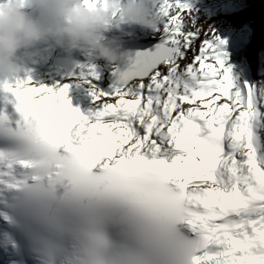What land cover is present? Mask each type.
<instances>
[{
	"label": "snow or ice",
	"instance_id": "snow-or-ice-1",
	"mask_svg": "<svg viewBox=\"0 0 264 264\" xmlns=\"http://www.w3.org/2000/svg\"><path fill=\"white\" fill-rule=\"evenodd\" d=\"M190 8L162 0L99 111L0 86V264H264V81L237 86Z\"/></svg>",
	"mask_w": 264,
	"mask_h": 264
},
{
	"label": "clouds",
	"instance_id": "clouds-1",
	"mask_svg": "<svg viewBox=\"0 0 264 264\" xmlns=\"http://www.w3.org/2000/svg\"><path fill=\"white\" fill-rule=\"evenodd\" d=\"M162 0H0V78L20 79L25 62L51 42L68 54L86 53L116 65L130 57L123 49L124 25L159 31Z\"/></svg>",
	"mask_w": 264,
	"mask_h": 264
},
{
	"label": "bare ground",
	"instance_id": "bare-ground-1",
	"mask_svg": "<svg viewBox=\"0 0 264 264\" xmlns=\"http://www.w3.org/2000/svg\"><path fill=\"white\" fill-rule=\"evenodd\" d=\"M162 29V25L160 27ZM127 30L133 31L134 28H127ZM137 30V29H136ZM137 39L140 40H155L161 41L163 32H152L144 29L137 30ZM112 33H109V35ZM123 49L132 44L133 38H124ZM51 45L52 48L49 51L43 50L46 45ZM62 57H70L77 60V64L74 69V75H68L66 72V66L61 64H55L56 59ZM25 63H31L40 66L41 70L31 79L33 86H44L53 90H60L64 86L69 87L68 99L72 102L79 103L85 110V113L99 111L102 108V103L95 99L94 92L111 93L114 87H118L109 83V76L111 77L116 71V65L110 64L104 60L94 59L86 53H74L68 54L65 50L56 47L53 43L48 42L40 46V55L36 57L35 61H26ZM94 68L98 79L89 75L90 69ZM239 86L248 81L241 75H237ZM98 89L99 91H96Z\"/></svg>",
	"mask_w": 264,
	"mask_h": 264
},
{
	"label": "trees",
	"instance_id": "trees-1",
	"mask_svg": "<svg viewBox=\"0 0 264 264\" xmlns=\"http://www.w3.org/2000/svg\"><path fill=\"white\" fill-rule=\"evenodd\" d=\"M239 6L226 16L215 19L211 26L222 31L228 22L242 29L238 41L232 48L230 63L242 64L248 70L251 84L264 81V0H238Z\"/></svg>",
	"mask_w": 264,
	"mask_h": 264
},
{
	"label": "rangeland",
	"instance_id": "rangeland-1",
	"mask_svg": "<svg viewBox=\"0 0 264 264\" xmlns=\"http://www.w3.org/2000/svg\"><path fill=\"white\" fill-rule=\"evenodd\" d=\"M182 2H187L190 4L191 16L189 17L188 23L185 26L186 31L193 30L191 21L194 20L197 27L201 28L203 31H207L214 24L216 18L221 16H226L232 11L236 10L239 6L238 0H186ZM222 31H216L221 39L226 41L223 45V51L226 53V67L231 69V75L233 82L239 86L237 75L243 76L249 84L250 76L248 70L238 63H230L227 65L233 55L232 48L234 44L238 41L240 34L243 32L242 29L234 28L230 23L226 22ZM56 64V62H55ZM109 83L110 76H109ZM259 82H253L256 84ZM96 91H99L96 89Z\"/></svg>",
	"mask_w": 264,
	"mask_h": 264
},
{
	"label": "water",
	"instance_id": "water-1",
	"mask_svg": "<svg viewBox=\"0 0 264 264\" xmlns=\"http://www.w3.org/2000/svg\"><path fill=\"white\" fill-rule=\"evenodd\" d=\"M160 43L161 41L149 40V41H140L128 45L127 47L124 48V50L130 52L131 55L128 59L123 60L119 64H117L115 73L117 72V70H119V72H126L131 67L134 60L136 59L137 54L147 51H154L157 45H159ZM58 64L67 67L68 75H74V69L76 66L75 62H72L70 60H60ZM115 73L111 76L110 81L112 82V84L119 86L118 84L119 77Z\"/></svg>",
	"mask_w": 264,
	"mask_h": 264
}]
</instances>
